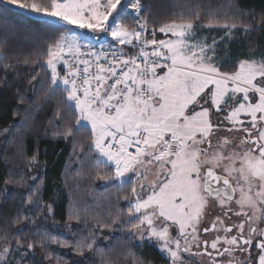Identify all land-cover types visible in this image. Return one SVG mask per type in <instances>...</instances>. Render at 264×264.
Wrapping results in <instances>:
<instances>
[{"label":"snow or ice","instance_id":"6c2138e0","mask_svg":"<svg viewBox=\"0 0 264 264\" xmlns=\"http://www.w3.org/2000/svg\"><path fill=\"white\" fill-rule=\"evenodd\" d=\"M7 6L39 17V30L57 35L46 59L22 63L48 70L44 102L59 93L76 114L75 131L91 133L85 155L94 154L92 163L104 166L96 178L130 187L123 196L124 219L117 216L112 224L119 222L131 237L155 245L169 264H187L183 254H207L213 264H225L216 259L225 256L226 264H253V259L264 264V54L239 60L234 71H221L219 42L213 38L209 44L196 31L225 29L223 42L233 30L251 31V25L242 18L203 21L196 12L150 28L141 0H0V21L12 18ZM101 35L106 43L97 48L93 41ZM6 59L0 49V61ZM221 113H226L223 120L214 119ZM55 115L63 123L59 108ZM222 131L233 135L221 136ZM55 135L73 136V127ZM27 202H33L32 194ZM213 205L227 210L224 218L217 215L201 229ZM228 212L244 219L226 225ZM105 227L110 225L97 222L75 244L45 232L47 240L41 238L39 245L71 247L83 257L96 243L93 231ZM202 233L214 238L202 240ZM0 239L7 241L0 264H7L11 241ZM16 247L25 245L16 239ZM193 247L203 251L192 253ZM237 251L244 260L234 256ZM45 258L52 259L47 253Z\"/></svg>","mask_w":264,"mask_h":264},{"label":"trees","instance_id":"16d2710c","mask_svg":"<svg viewBox=\"0 0 264 264\" xmlns=\"http://www.w3.org/2000/svg\"><path fill=\"white\" fill-rule=\"evenodd\" d=\"M141 3L150 27H158L180 14L187 18L196 12L203 21L209 16L221 21L242 18L252 29L243 33L244 49L255 53L264 46V0H141ZM7 7L12 18L0 21V49L7 56L0 65L14 67L0 66V237L7 236L12 252L17 249L16 239L25 248L28 242L37 244L32 249L33 256L27 257L24 264H55L57 258L60 264H133L134 259L143 264H169L155 245L139 243L119 222L112 224L117 216L124 219L122 213L128 205L123 196L130 194V187L120 188L96 178L97 170H103L104 166L92 163L94 154L85 155L91 133L86 128L75 131L76 114L60 101L59 93L44 102L48 70L40 63H22L25 59H46V49L57 39L56 33L39 30V17L14 6ZM160 37L158 33L157 38ZM236 67L237 61L219 65L221 71H234ZM57 108L63 123L55 115ZM224 115L221 113L214 119L223 120ZM66 126L73 127L74 139L55 135ZM33 155L37 157L34 162L30 159ZM30 194L31 204L27 202ZM70 216H78L79 220H69ZM97 222L110 227L93 231L96 243L92 252H85L83 257L71 247L39 245L41 238L47 240L45 232L75 244L77 239L87 237ZM6 243L0 239V250ZM46 253L52 259H46ZM252 255L256 256L255 246Z\"/></svg>","mask_w":264,"mask_h":264},{"label":"rangeland","instance_id":"374dc122","mask_svg":"<svg viewBox=\"0 0 264 264\" xmlns=\"http://www.w3.org/2000/svg\"><path fill=\"white\" fill-rule=\"evenodd\" d=\"M151 28V27H150ZM197 35L198 37H207V42L210 44L212 42V39L215 38L219 43H218V51H217V59H216V64L219 67V65L223 62H228V61H239L241 59H246V58H252V57H260L262 54H264V46L260 47L259 50L255 53H249L247 50L244 49L242 45V36L243 33L245 32L243 29L240 30H233L231 33V38L227 39L225 38L223 42L221 41L222 37H226V30L222 28H202V29H197ZM158 34V33H157ZM162 35V34H161ZM101 37H103L101 35ZM100 37V38H101ZM160 38H165L163 35ZM103 39V38H101ZM109 39V38H107ZM100 41V39L98 40ZM98 41H93V42H98ZM221 136H231L233 135L232 133L222 131L220 133ZM238 210V209H236ZM234 210V211H236ZM227 211L226 209H220L219 207H216L213 205L210 210L209 214H206L205 217V222L201 224V229L204 227H210V222L215 219L217 215L221 216V218H224V212ZM50 213V212H49ZM228 217L230 219L225 220V224H238L240 223L244 217L243 216H236L233 214V212H228ZM260 227H264V224H261ZM247 231V226L246 229ZM235 229H233V234L235 233ZM173 235H175V232H173ZM214 238L213 233H208V234H201V239L202 240H209ZM137 239V238H136ZM137 241L141 243L138 239ZM256 242L254 241V245L252 250L254 249ZM251 250V251H252ZM199 251H203V248L201 247L200 249H197L196 247L192 248V253H197ZM209 251H212L209 249ZM33 256L32 249H27L25 247L23 248H17L11 254L7 257V264H24V260L29 257ZM234 256L239 258L240 260L245 259V255L242 254L241 252L237 251L234 253ZM183 259L187 262V264H213L212 259L207 255H194V254H183ZM218 261L222 260L227 262L229 257H217L216 258ZM254 264V261H253Z\"/></svg>","mask_w":264,"mask_h":264},{"label":"built area","instance_id":"2783aa9c","mask_svg":"<svg viewBox=\"0 0 264 264\" xmlns=\"http://www.w3.org/2000/svg\"><path fill=\"white\" fill-rule=\"evenodd\" d=\"M157 36H158V34H157ZM94 44H95V46L97 47V48H99V46H100V44L101 43H106V40L105 39H102V40H100V41H98V42H93ZM128 51L131 53L132 52V50L131 49H128ZM61 73H63V69L61 68Z\"/></svg>","mask_w":264,"mask_h":264},{"label":"crops","instance_id":"0c3cea01","mask_svg":"<svg viewBox=\"0 0 264 264\" xmlns=\"http://www.w3.org/2000/svg\"><path fill=\"white\" fill-rule=\"evenodd\" d=\"M101 38H104V37H101ZM101 38H100V39H101ZM108 38L111 39L110 37H108Z\"/></svg>","mask_w":264,"mask_h":264}]
</instances>
